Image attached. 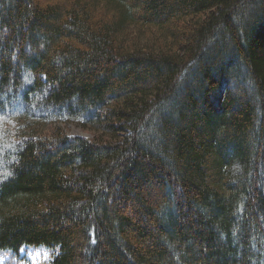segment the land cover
<instances>
[{
  "label": "trees",
  "instance_id": "16d2710c",
  "mask_svg": "<svg viewBox=\"0 0 264 264\" xmlns=\"http://www.w3.org/2000/svg\"><path fill=\"white\" fill-rule=\"evenodd\" d=\"M29 247L264 264V0H0V254Z\"/></svg>",
  "mask_w": 264,
  "mask_h": 264
},
{
  "label": "rangeland",
  "instance_id": "374dc122",
  "mask_svg": "<svg viewBox=\"0 0 264 264\" xmlns=\"http://www.w3.org/2000/svg\"><path fill=\"white\" fill-rule=\"evenodd\" d=\"M52 127H59L64 130V132H66L68 135H80L86 137L94 136V133L91 130L82 129L78 124L70 121L55 122L50 125V128ZM21 255V257H23L21 261H10L11 258L9 255L1 253L0 264H41L50 258V252L44 247H29L27 248V250H23L21 252Z\"/></svg>",
  "mask_w": 264,
  "mask_h": 264
}]
</instances>
